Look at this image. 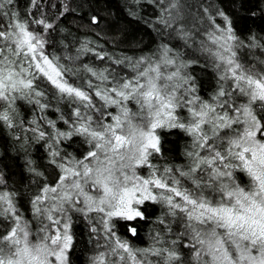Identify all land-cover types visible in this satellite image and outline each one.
<instances>
[{
  "label": "snow or ice",
  "instance_id": "1",
  "mask_svg": "<svg viewBox=\"0 0 264 264\" xmlns=\"http://www.w3.org/2000/svg\"><path fill=\"white\" fill-rule=\"evenodd\" d=\"M0 264H264V0H0Z\"/></svg>",
  "mask_w": 264,
  "mask_h": 264
},
{
  "label": "trees",
  "instance_id": "2",
  "mask_svg": "<svg viewBox=\"0 0 264 264\" xmlns=\"http://www.w3.org/2000/svg\"><path fill=\"white\" fill-rule=\"evenodd\" d=\"M187 2H188V3H192L193 0H187ZM142 235H143V233H142ZM81 239H82V241H83V240H85L86 238L82 237ZM136 243H139V241H136ZM85 246H86V245H85L84 243H81V248H83V247H85ZM89 247H90V246H89Z\"/></svg>",
  "mask_w": 264,
  "mask_h": 264
}]
</instances>
